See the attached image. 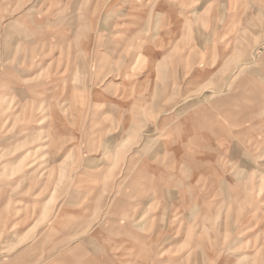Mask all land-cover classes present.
<instances>
[{"label": "rangeland", "instance_id": "rangeland-1", "mask_svg": "<svg viewBox=\"0 0 264 264\" xmlns=\"http://www.w3.org/2000/svg\"><path fill=\"white\" fill-rule=\"evenodd\" d=\"M0 264H264V0H0Z\"/></svg>", "mask_w": 264, "mask_h": 264}, {"label": "bare ground", "instance_id": "bare-ground-1", "mask_svg": "<svg viewBox=\"0 0 264 264\" xmlns=\"http://www.w3.org/2000/svg\"><path fill=\"white\" fill-rule=\"evenodd\" d=\"M84 200V199H83Z\"/></svg>", "mask_w": 264, "mask_h": 264}]
</instances>
